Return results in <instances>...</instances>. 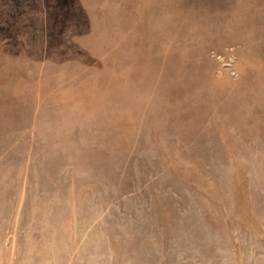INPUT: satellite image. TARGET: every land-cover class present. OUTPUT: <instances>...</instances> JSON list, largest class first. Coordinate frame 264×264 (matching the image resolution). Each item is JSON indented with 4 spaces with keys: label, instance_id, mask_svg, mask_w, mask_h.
<instances>
[{
    "label": "rangeland",
    "instance_id": "374dc122",
    "mask_svg": "<svg viewBox=\"0 0 264 264\" xmlns=\"http://www.w3.org/2000/svg\"><path fill=\"white\" fill-rule=\"evenodd\" d=\"M0 264H264V0H0Z\"/></svg>",
    "mask_w": 264,
    "mask_h": 264
}]
</instances>
